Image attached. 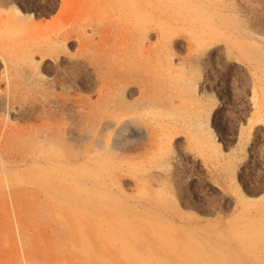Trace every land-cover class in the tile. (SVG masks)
<instances>
[{
	"label": "rangeland",
	"instance_id": "rangeland-1",
	"mask_svg": "<svg viewBox=\"0 0 264 264\" xmlns=\"http://www.w3.org/2000/svg\"><path fill=\"white\" fill-rule=\"evenodd\" d=\"M214 2L228 29L213 28L197 59L190 30L171 46L173 67L195 68L193 94L185 96L161 81L166 71L127 62L135 38L132 31L104 30L108 14L71 19L68 0H0V264L110 261L54 251L67 247L58 241L78 238L56 231L68 213L51 207L64 193L111 199L110 216L123 217L118 233L158 227L157 214L126 209L151 204L160 192L198 225L229 221L246 203L264 210V0ZM157 40L156 32L147 36L150 57L166 54ZM105 150L115 166L101 156ZM73 172L94 174L105 188L88 183L73 191ZM84 219L91 250L110 231Z\"/></svg>",
	"mask_w": 264,
	"mask_h": 264
},
{
	"label": "bare ground",
	"instance_id": "bare-ground-1",
	"mask_svg": "<svg viewBox=\"0 0 264 264\" xmlns=\"http://www.w3.org/2000/svg\"><path fill=\"white\" fill-rule=\"evenodd\" d=\"M217 7L219 6L215 5L214 0H68L67 16L75 19L79 15L108 14L111 20L103 26L104 30L111 29L122 33L132 31L135 38L136 49L132 51L136 56L130 55V59L125 57L127 62L132 63V60H136L141 64L146 63L147 69L158 75L166 71L168 78L161 81H166L164 83H167V86L174 88L182 95L190 96L195 88V73L193 72L195 68L182 63L173 67L171 58L175 54L171 46L175 45V37H178L179 32L190 30V33L188 32L190 34L189 44L192 42L191 52H194L193 56L197 59V56L204 52L214 39L211 35L213 28L228 29L226 16L223 17L220 12L218 13L222 8L218 10ZM212 16H215L213 18L218 21V27L216 24H214L215 27L212 25ZM151 32H156L157 43L165 49L166 54L161 55L162 57L159 55L150 57L149 50L145 47V41ZM237 33L240 38L248 39L247 42L250 43L252 37L250 38L248 32L238 30ZM240 38L239 42L245 41ZM125 47L128 50L124 48L123 51L127 53L129 47ZM135 71L138 72L137 67ZM196 116H198L197 112L193 117ZM123 127L124 130L127 126ZM121 137V133H118L117 138ZM128 149L136 150L131 145ZM101 156L106 159V163L111 166L116 165L109 160L107 150ZM93 180L97 181V176L94 174L85 176L80 172H73L75 184L72 189L73 191L81 190V186L88 183L94 190L105 188L103 185L98 186ZM67 184V181L63 183L66 188ZM106 190H108L107 186ZM110 190V197H114ZM157 194L154 195L151 204L139 207L136 205L126 210L138 216L149 211L157 214L158 227L154 224L149 227L144 226V229H138V227L132 229L129 226L126 229L122 226L123 230L118 233L113 229L116 225H120L123 217H118L116 213L110 216L108 209L112 201L110 197L108 201L99 202L93 198L84 200L64 193L60 201L53 202L58 208L51 207V211L56 208L58 212L63 209L68 213L65 223L60 229L56 228V231L59 235L66 232L75 233L78 238L70 242L58 241L57 243L67 244V247L62 248L59 245L54 251L64 249L70 254L90 252L93 254L91 258L98 260L109 257L110 261L106 264H115L117 260L119 264H149L150 261H158L159 264H264V210L262 206L246 203L241 205L239 211L234 214L235 218L229 221L198 225L199 220L196 216L180 213L172 207L174 204L172 195L169 196L166 192ZM117 201L115 199V203L120 202ZM72 206L77 210H73ZM82 211L86 214H82ZM102 216L105 220L99 219ZM84 218L88 223L95 221V224L105 227V231H110L106 236L107 239L105 238L99 244L100 246L91 250L85 247V244L93 239L82 225ZM67 220L71 224L67 223ZM83 235L88 238V241L82 238ZM201 244L207 246L202 248Z\"/></svg>",
	"mask_w": 264,
	"mask_h": 264
},
{
	"label": "trees",
	"instance_id": "trees-1",
	"mask_svg": "<svg viewBox=\"0 0 264 264\" xmlns=\"http://www.w3.org/2000/svg\"><path fill=\"white\" fill-rule=\"evenodd\" d=\"M213 126H214V123H213ZM215 127V126H214Z\"/></svg>",
	"mask_w": 264,
	"mask_h": 264
}]
</instances>
